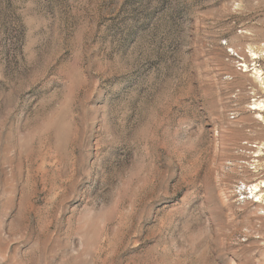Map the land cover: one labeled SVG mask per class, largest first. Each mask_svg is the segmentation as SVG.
I'll return each mask as SVG.
<instances>
[{
    "label": "rangeland",
    "instance_id": "obj_1",
    "mask_svg": "<svg viewBox=\"0 0 264 264\" xmlns=\"http://www.w3.org/2000/svg\"><path fill=\"white\" fill-rule=\"evenodd\" d=\"M263 182L264 0H0V264H264Z\"/></svg>",
    "mask_w": 264,
    "mask_h": 264
},
{
    "label": "bare ground",
    "instance_id": "obj_2",
    "mask_svg": "<svg viewBox=\"0 0 264 264\" xmlns=\"http://www.w3.org/2000/svg\"><path fill=\"white\" fill-rule=\"evenodd\" d=\"M261 106H262V104L260 102H256V103H254L253 110H260L261 111L263 109V108H261ZM219 132H220V129H218L217 127H215L212 135H217ZM261 185L264 186V182ZM259 186H260L259 184H251V185L248 186V188H249V190H250L251 193H256L257 191L260 190L259 189Z\"/></svg>",
    "mask_w": 264,
    "mask_h": 264
}]
</instances>
